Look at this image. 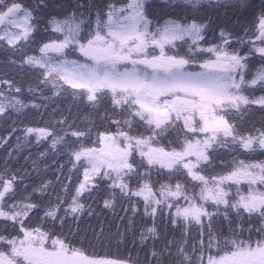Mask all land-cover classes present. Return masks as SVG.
Instances as JSON below:
<instances>
[{"label":"snow or ice","instance_id":"snow-or-ice-1","mask_svg":"<svg viewBox=\"0 0 264 264\" xmlns=\"http://www.w3.org/2000/svg\"><path fill=\"white\" fill-rule=\"evenodd\" d=\"M0 264H264V0H0Z\"/></svg>","mask_w":264,"mask_h":264}]
</instances>
